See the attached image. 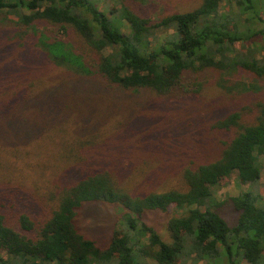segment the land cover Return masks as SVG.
Segmentation results:
<instances>
[{"label":"trees","instance_id":"16d2710c","mask_svg":"<svg viewBox=\"0 0 264 264\" xmlns=\"http://www.w3.org/2000/svg\"><path fill=\"white\" fill-rule=\"evenodd\" d=\"M223 1L202 0L192 10L153 21L123 1L106 14L99 0H0V21L12 14L16 25L32 28L34 49L47 57V67L59 71L35 95L22 96V111H9L0 126L20 131V136L31 130L34 136L38 131L60 133L51 144L33 141L50 147L39 155L58 152V160L50 155L30 165L37 172L41 164L40 176L48 182L50 175H58L57 190L50 194L56 202L38 217L29 205L16 215L0 210V264H140L148 259L156 264H264V196L258 189L264 165V88L254 121L240 123L238 112L216 121V128L234 130L232 136L215 160L183 169L180 189L133 194L107 171L72 179L64 167L76 157L70 144L74 137L58 126H68L72 119L82 124L96 95L113 100L120 99L113 94L141 90L188 95L200 90L198 76L206 69L249 72L264 86V25H258L264 24V0H226L227 9L221 10ZM51 27L59 37L44 32ZM80 46L92 55H84ZM232 173L248 190L228 199L236 213L229 223L218 210L225 201L215 200L213 190ZM90 202L117 204L123 210L105 246L77 226L79 210ZM169 207L175 212L167 220L166 242L143 223L142 215Z\"/></svg>","mask_w":264,"mask_h":264},{"label":"rangeland","instance_id":"374dc122","mask_svg":"<svg viewBox=\"0 0 264 264\" xmlns=\"http://www.w3.org/2000/svg\"><path fill=\"white\" fill-rule=\"evenodd\" d=\"M121 1L154 21L165 15L192 10L202 0H99V6L109 14L111 8L119 7ZM224 9H227L226 0L221 4V10ZM261 15L264 18V7ZM4 20L0 21V102H10H5L7 106L0 111V123L9 111H22L23 106L19 103L22 96L28 92L35 95L37 87L51 82L54 80L52 74L59 73L50 64L47 67V57L34 49L32 28L28 30L16 25L12 14ZM123 31H129L126 25ZM44 32L51 38L59 37L54 27L45 28ZM260 44L264 46V41ZM80 50L84 55H92L85 46H80ZM198 81L200 90L190 91L188 95L160 96L150 90H141L113 94L120 98L118 100L109 95L92 98L91 106L86 103L92 112L84 117L82 124H75L72 119L68 126H58L66 129L65 135L68 133L74 137L70 144L76 157L64 166L70 169V178L76 179L88 171L98 170L107 171L133 194L182 188L183 169L215 160L223 142L232 136L234 130L218 129L214 126L216 121L231 112H238L240 123L252 122L257 102L263 100L262 82L249 72L237 70L224 74L219 70L206 69L198 76ZM25 131L22 130L23 133ZM18 134L20 131L2 130L0 126V210L16 215L29 205L34 217L43 216L56 202V199H50V194L57 190L58 175H50L48 182L40 176L44 174L40 170L41 164L36 166L39 168L37 172L31 170L30 165L35 158L34 162H38L39 157L42 161L50 155L51 160H58L59 156L58 152L39 155V150L48 151L50 147L34 146L33 141L51 144L60 133L51 132L45 136L38 131L34 136L31 130L25 135ZM48 137L52 140L47 142ZM68 138L62 140L64 145ZM51 149L56 151V148ZM258 189L264 196V165ZM246 190L248 186L240 183L236 173L213 190L215 200L225 201L218 210L229 223H233L236 213L228 199ZM174 212L172 207L165 212L145 211L142 221L168 242L167 220ZM122 213L121 206L117 204L86 203L78 212L77 226L98 246H105L119 227ZM144 262L140 264H156L149 259ZM184 264L208 263L201 260Z\"/></svg>","mask_w":264,"mask_h":264}]
</instances>
